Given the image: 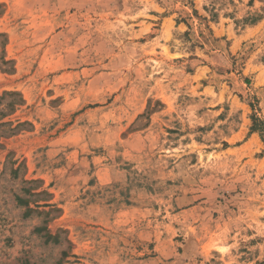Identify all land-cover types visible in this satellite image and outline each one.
<instances>
[{
	"label": "rangeland",
	"instance_id": "obj_1",
	"mask_svg": "<svg viewBox=\"0 0 264 264\" xmlns=\"http://www.w3.org/2000/svg\"><path fill=\"white\" fill-rule=\"evenodd\" d=\"M0 264H264V0H0Z\"/></svg>",
	"mask_w": 264,
	"mask_h": 264
}]
</instances>
